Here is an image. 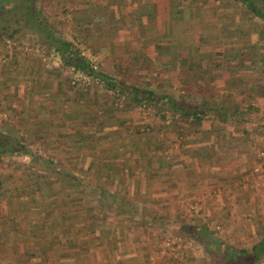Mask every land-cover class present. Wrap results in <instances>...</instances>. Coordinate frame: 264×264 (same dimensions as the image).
<instances>
[{"label": "crops", "instance_id": "obj_1", "mask_svg": "<svg viewBox=\"0 0 264 264\" xmlns=\"http://www.w3.org/2000/svg\"><path fill=\"white\" fill-rule=\"evenodd\" d=\"M67 5L78 14L74 21L77 29L73 31H77L79 38L86 33L95 45L104 70L119 74L122 71L131 83L190 102L223 107L227 113L223 121L208 116L201 125L193 126L194 131L186 140L191 141L192 144L187 145L190 148H185L184 153L177 152V156L165 164L155 166L145 160L139 162V158L157 148L148 145L152 139L175 138L174 134L166 132L165 125L148 113L142 116L138 112L131 117V112L118 110V114L113 115L106 110L111 107L101 101L102 104L96 105L95 123L98 124L84 125L94 131L88 135L96 137L91 152L95 158L91 157L90 164L82 166L85 172L97 173L98 178L89 181V187L96 191L102 189V195L98 200L90 198L91 193H87L86 188L83 191L86 183L80 182L83 188L79 189L80 199L73 200L77 198L72 195L77 194L74 184L61 192L56 188L51 190L48 198L43 185L31 182L34 190L31 186V196L26 195L31 200H20L28 213L22 216V222L7 224L0 247L4 248L5 256L8 257V251L21 239L22 246L25 245L22 253L27 252V255L23 260L15 259L18 264H25L30 249L32 255L38 257L36 264H150L155 256L151 234L156 229L159 234H168L169 230L173 236L185 238L190 234L186 235L180 225L167 228L181 221L192 234L209 233L205 223L198 219L189 225L183 223L187 220L186 213L181 212L184 204L199 197L209 213L223 206L218 216L224 225L230 223L231 229L239 228L245 235L257 236V228L248 232L245 225L255 216L251 205L259 202L251 189L249 170L253 160L250 143L253 141L254 145L258 140L260 131L256 124L259 119L264 120L262 116L259 118L264 110V97L259 96V70L264 68L263 21L245 5L236 7L238 13L235 7L217 0H69ZM218 96H221L220 101L215 99ZM79 112L75 114L70 108L66 114L70 119L80 117L77 126L92 121L93 114L87 117ZM112 115L118 116L116 123H127L132 131L126 134V142H122L120 135L116 138L119 144L109 149L103 145L105 138L118 135L105 129L111 120L115 121ZM144 124H154V128L143 136L138 129ZM168 142L169 139L165 143ZM131 148L134 155L129 153ZM121 159L127 163H120ZM93 163L95 166L91 165ZM27 185L29 183L23 182L20 195L28 192L23 190ZM19 192L8 196L0 191V207L6 209L11 202L18 201ZM78 206L82 207L78 210ZM94 217L96 226L92 230L84 222ZM106 219L109 223L101 222ZM226 233L222 235H229L227 229ZM20 235L26 236L23 239ZM117 238L122 245L116 248L111 241L118 243ZM192 247H184V253L178 258L185 255L181 262L174 261L167 253L169 263L164 258L159 264H211L208 257L202 259L201 255L206 256L208 248H212L211 242L206 247L203 242ZM190 248L193 252L200 250L198 257H194L196 254L193 255Z\"/></svg>", "mask_w": 264, "mask_h": 264}, {"label": "rangeland", "instance_id": "obj_2", "mask_svg": "<svg viewBox=\"0 0 264 264\" xmlns=\"http://www.w3.org/2000/svg\"><path fill=\"white\" fill-rule=\"evenodd\" d=\"M68 1L69 0H50L43 5L44 9L42 8L44 15L43 18L48 23L53 25V28H55L56 31L58 30L63 34H69L70 32L74 33L76 31L73 30L77 29L74 28V21L75 19H77L76 17L78 16V14L72 11V6L67 5ZM217 1L220 4H230L233 8L235 7L238 13H240V11L236 8L242 5L239 1ZM63 8H65L66 11H64ZM58 66L59 60H57L53 55L52 48L45 45H37L35 43L34 35L29 30H18L13 35L6 36L0 40V129L3 132L9 133L13 137L18 133L17 128L19 127L20 129H18L19 131H21L26 144L29 145V147H31L42 157L47 159L49 158L51 161H53V167L55 170L71 171L81 179V182H83V184L86 183V186L84 185V189L81 188L79 184H74V187L77 186V194H73V196L75 195L77 198H73V200H76L79 198L78 195H80V188L83 189V191H85L86 188L87 193L95 192L94 188L93 190H90L92 188L89 187V181H94V179H97V173L94 171L92 172L91 170L85 172L83 171L85 170L83 166L90 164L88 161H90V159L92 160L91 157L95 158V156H93L91 152H93L94 150V141H96V137L92 136L94 137L93 140L86 139L82 143L84 144V146H78L79 143L76 141L79 140L78 137L80 136V134L84 135L85 133V135H87L88 137V134H94V131H92L90 128H87V126H77L79 124L78 121L80 120V117L73 119L72 117L74 115H72L71 112H68L72 115V119H70L69 114H66L67 110L69 111L72 106L77 105L76 102H67L63 105L58 102V100L61 99L62 92L68 90L67 88L69 84L76 85L75 83H72L70 81L71 78H69L68 76H70L71 73L67 68H65L63 72L66 73V76L68 77L70 82H66L64 81V79L62 80L61 78H57L53 74L51 76H47V74H51L54 72L58 73L57 70H55ZM119 72L122 73V71ZM114 74L116 76L119 75V73ZM78 85L81 84L79 83ZM91 88L92 92L89 93V96L85 99V101L91 103L92 105L105 103L108 107H111L106 110H109L111 113H113V115L115 113L118 114V110L124 113L127 112V106L124 103V101L126 102L127 98H125L123 95L116 96L114 94H111L109 90L103 91L100 84L92 85ZM259 93V96L264 97V68H261L259 70ZM220 97L221 96H218V98L215 99L220 101ZM101 101L103 102L101 103ZM115 102L117 103L115 104ZM80 103L84 104L86 102L81 101ZM68 104L71 106H68ZM131 110V117L136 116L139 112L142 116L148 113L152 118H158L156 116L157 114L154 113L151 107H147L144 109L142 108V110L136 107L133 109L132 107ZM111 121L112 122L105 125L107 126L105 129H107V132L116 133L118 135H116V137L112 139L105 138L103 145L107 148L110 147L109 149L114 148L119 144L116 138L120 135L122 136L120 137V139H123L122 142H126L128 140L126 134L129 132L131 133L132 131L127 123L118 124L116 123V121ZM165 124L166 122H164V125ZM113 125H119L120 127L117 128ZM125 126L127 127L125 128ZM150 126L151 124L140 126L142 130L138 129L139 133H143V136L146 134V132L150 133V131L152 130L144 128H150ZM165 129L167 130V132H172L173 134L175 133L173 129H168L166 127ZM189 129L190 132L188 131L187 126H184L183 134L181 135V137L177 138L178 140H175V138L164 137L162 138V140H159V138H155L152 139L151 142H147L149 146L155 145L157 146V148L153 149V152L149 151L150 154H146L143 157L144 159L141 157L140 160L139 158V162H144L142 160H145L147 163H154L155 166H157V159L159 157L158 153L164 154V160L168 161H170L172 157H176L177 152L184 153L185 148H190L187 145L192 144L191 141H186L187 139H190V134H192L191 131H194L193 127ZM29 130V133L31 134L29 135L30 138H28L24 134ZM74 133H77V135H75ZM259 133L261 136L259 135L258 140L254 141V145L253 141H251L250 143V149H253V160L249 170V175L251 176L252 183L251 189L254 195L258 196L257 199H259V202H257L256 205H251L255 216L253 215L254 218L248 220L247 224L245 225V231L248 232H250L251 228H257V236L245 235L239 228L231 229L230 223L224 225V222H222L218 216L223 212V206L215 207V210H212L211 213H213L211 214L208 212V209L204 207L202 203V197L193 198L191 199V201H188L187 204H184L183 211H181L183 213H186L187 217V220L183 221L184 224L189 225L190 223H195V220L198 219V221L205 223L208 231L213 236L221 239L224 243L231 244L237 248H248L251 242L256 241V239L261 236V234L264 232V173H261L263 172V170L261 172H258L254 171L253 169L256 161V151L257 149H259V147L264 146V129ZM168 139L169 142L166 144L165 142ZM121 144L122 146L124 145V143ZM140 144L143 145L142 141H140ZM104 149L106 150V148ZM68 151H71V153H68ZM186 152L189 153V150ZM136 160L138 161V159H135V163H138L136 162ZM119 162L124 164L127 163V161H123L122 159ZM132 162L134 161L132 160ZM43 164L45 165V163ZM91 165L95 166V163ZM51 167L52 166H49V169ZM43 169L41 168V166H35L34 163H30V159L27 154H2L0 156V191L2 193L6 192L8 196H13L16 191L19 192V189L20 191L22 190L23 182H27L29 183V185H27L26 189L23 190L28 191L27 193L31 195V191L34 190V186L32 185V183L34 185H37L38 183L39 186H44V193L46 197L49 198L50 196H48V194L51 190L54 191L55 188L60 189V192L61 190H65L64 187H68V189L71 188V184L68 185L66 183L64 186L65 180L68 179L67 177H65L64 180L63 178L57 179L49 175L45 176L44 178L39 176L42 171L45 172V170ZM23 179L26 181H23ZM31 186L33 187V190ZM55 196H57V194ZM24 197L25 196L20 195L19 192L18 201L14 203L11 202L6 209L0 207V247L3 244L4 235L7 232V224L22 222V216L28 213V210H25L23 208L24 202H20V200L23 199L24 201L25 199L26 201H28L31 199L27 196L26 198ZM195 202L198 208L191 207V203L193 204ZM15 203L17 204L15 205ZM178 225H180V228L184 229L183 231L184 233H186V235L189 233L191 236L187 235V237L181 238L180 236H173V233H171L172 231L170 232L169 230L168 234L164 232L162 234H159L156 232L157 229L156 231H153V233L151 234V240L152 244L155 245L153 246L155 247V249L153 248L155 252L152 251V254L154 253L153 255L155 256L151 258L149 262L150 264H159L164 261V258L169 263V260L167 258V255L169 253L172 255L170 258H172L174 261L181 262L182 260L180 259L185 255H183L180 259L178 258L182 253H184V247H196L197 245L202 244L200 239L195 237L194 234L190 232L188 226H184L183 224H181V221H176L172 226H167V228L173 229V227ZM227 225L229 226L227 227ZM242 227H244V225H242L241 228ZM226 229L229 233L228 236L222 235V232L227 234ZM29 230L31 231L32 228L29 227ZM22 236L24 239L26 235ZM22 236L20 235L19 238ZM11 237H13L14 241H16L15 235H12ZM110 238L112 239V236ZM113 240L111 241L112 246L116 245L115 247L117 248V245H122V242L119 241V238H117L118 243H116V240ZM12 245L13 244H9V246ZM22 245L23 243H21V239L16 241V243L11 247L10 252L8 251V253L6 254L8 257L5 256L4 248L0 249V264H18L17 261L19 259L23 260V256L27 255V252L23 255L22 252L24 251L25 245ZM13 247H15V250L13 249ZM125 247H127V244L125 245ZM199 249L203 251L202 247ZM199 251L200 250H196L195 252H193V250L191 249L190 252H193V255L196 254V256L194 257H198ZM190 252L188 253V255H190ZM32 254L33 253L30 249V251L28 252V256L26 257L27 260L25 264H36V260L38 257L36 258L35 255ZM20 255L23 258H21ZM142 255L143 253L141 252V256ZM188 255L187 258L189 259ZM201 255L203 256L202 259L205 257V259H207L208 257L209 262H211L212 264V260L208 253H206V256L205 253H202ZM6 258L7 260L3 261ZM15 259L18 260L16 261ZM90 259L91 258L89 257L88 260ZM141 259H143V257L139 258V260ZM262 263L264 264V256L257 259V261L253 264ZM91 264L95 263L92 262Z\"/></svg>", "mask_w": 264, "mask_h": 264}, {"label": "trees", "instance_id": "obj_3", "mask_svg": "<svg viewBox=\"0 0 264 264\" xmlns=\"http://www.w3.org/2000/svg\"><path fill=\"white\" fill-rule=\"evenodd\" d=\"M49 1L50 0H0V40L6 36L13 35L18 30L25 29L29 30L34 35L35 43L37 45H45L52 48L53 55L59 60V66L55 69L58 73L54 72L47 74V76L53 74L55 77L61 78L62 80L64 79L66 82L71 81L76 84H69L67 88L68 90L62 92L61 99L58 100V102L61 104L76 102L77 105L71 107V109H75V114L78 110V112L80 111L78 113L79 115H82V113L87 117L92 114L94 115L91 122L86 121L82 123L81 126L90 123L88 126L92 127L93 124H98L95 123V118L97 119V104L92 105L85 101L89 96V93L92 92L91 86L95 84H100L103 91L109 90L111 94L116 96L123 95L127 98L126 102L123 100L127 106L126 113L132 111V107L133 109L136 107L141 110L142 108L151 107L154 113L157 114L158 122L164 125L166 120L167 125L165 124V127L173 129L175 132V140H178L177 138L181 137L183 134L184 126L188 125L187 128L199 126L203 123V119L208 116H216L215 118H217V120H224L225 114L227 113L226 108L205 104L204 102H190L183 97L177 98L170 93L156 92L152 87L131 83L122 73L116 76L113 72H107L104 70L97 58L95 45L90 42L86 33L82 36L84 40L77 36V31L75 33L70 32L69 34H63L58 30L56 31L55 28H53L54 26L43 18V5ZM237 1H239L240 4L245 5L251 14L259 17V20L264 23V0ZM63 10L66 11L65 8H63ZM65 68L71 73V75L68 76L71 78L70 81L66 76V73L63 72ZM81 74L86 75L89 78L88 81L83 80L80 76ZM79 83L81 85H78ZM81 101L86 102L85 104H87V106H84L85 108L81 105ZM116 103L117 102H115V104ZM85 109H87V111ZM233 112H235V110H233ZM78 114L77 117L79 116ZM261 116L264 119V110L259 118H261ZM116 117L118 116H113L115 121H117ZM121 117L122 116H119V118ZM125 117H122V119ZM256 126H259V131H262L264 129V120L262 121V119H259ZM18 128V133L13 137L9 133L3 132L0 129V156L2 154H27L30 163H34L35 166H41L42 169L44 168L43 170H45V172L42 171L39 176L44 178L49 175L55 176V178L59 179L63 178L64 180L65 177H67V181L65 180L67 184H79L81 182V179L71 171L55 170L53 167V161L49 158L42 157L26 144L21 131H19L20 128ZM153 128L154 124H152L150 128L146 127V129L149 130H153ZM29 132L30 130L27 131V133H23L30 138L29 135L31 134ZM74 134L77 135V133ZM93 138L94 137H90L89 135L87 137V135L80 134L78 137L79 140L76 142L79 143L78 146H84L82 143L86 139L93 140ZM133 152L134 149H129V153L134 155ZM158 154V165L168 162V160H164V154ZM130 157L131 156H128V158ZM136 158V156H133V159ZM43 163H45V165ZM49 166L52 167L49 169ZM91 190H93V188ZM94 190L95 192L91 193L92 197L90 198L98 200V197L100 194L102 195L101 192H103V190ZM26 195L31 196L28 193H25V196ZM81 207L82 206H78V210ZM95 221L94 217L89 218L84 223H86L89 229L94 230V227L96 226ZM101 222L109 223L107 219L102 220ZM202 233L203 232L198 233L197 231V233L195 232V234H193L203 242L205 247L209 245L210 242L212 243V248H208L209 250H207V253L212 259L213 264H253L257 259L264 256V232L259 239L248 248H237L231 244L224 243L221 239L213 236L210 232L206 235L200 236ZM88 240H90V238Z\"/></svg>", "mask_w": 264, "mask_h": 264}, {"label": "built area", "instance_id": "obj_4", "mask_svg": "<svg viewBox=\"0 0 264 264\" xmlns=\"http://www.w3.org/2000/svg\"><path fill=\"white\" fill-rule=\"evenodd\" d=\"M82 53V52H81ZM81 78L85 81H88V77L84 74L80 75ZM254 171H258L261 172L264 169V147H259V149H257L256 151V161L253 167ZM191 207H197L196 202L195 203H191Z\"/></svg>", "mask_w": 264, "mask_h": 264}]
</instances>
